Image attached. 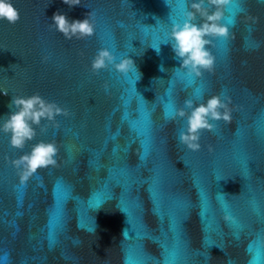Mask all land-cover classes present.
Wrapping results in <instances>:
<instances>
[{"label": "water", "instance_id": "95a60500", "mask_svg": "<svg viewBox=\"0 0 264 264\" xmlns=\"http://www.w3.org/2000/svg\"><path fill=\"white\" fill-rule=\"evenodd\" d=\"M189 2L11 0L19 19H0V122L12 96L39 94L68 115L33 125L23 148L0 131V264H264V2L231 0L229 37L208 46L214 68L195 78L173 70L161 43ZM56 11H91L94 35L66 39L50 27ZM103 47L139 73L93 72ZM222 93L231 121L202 130L199 151L180 144L186 118L166 111ZM41 141L55 142L57 166L18 187L9 161Z\"/></svg>", "mask_w": 264, "mask_h": 264}, {"label": "clouds", "instance_id": "9594fccd", "mask_svg": "<svg viewBox=\"0 0 264 264\" xmlns=\"http://www.w3.org/2000/svg\"><path fill=\"white\" fill-rule=\"evenodd\" d=\"M231 0H207V4L214 7L209 10L205 7L206 0H190L187 9L182 13V20L172 19L169 15L170 28L167 31V39L161 43L170 44L174 56L179 60V66L173 70L183 69L188 77H200L203 71H212L215 56L209 45L214 39L227 40L229 26L234 25L235 20H225L224 8ZM264 2V0H261ZM69 7L80 5V0H63ZM168 3V0H165ZM197 14L201 22L196 23ZM91 11L83 19H69L66 14L56 11L51 17L50 27L63 34L66 39H83L95 33V23ZM0 19L9 23H15L19 19V10L11 0H0ZM160 43V44H161ZM160 44L153 49L159 53ZM111 68L116 73L127 76L129 73H139L135 62L129 55H120L107 48L98 49L91 61L93 72ZM161 71H164L161 65ZM141 75V74H140ZM107 90V85H105ZM230 97L226 95H212L206 102L196 103L194 99H185L183 107H176L173 111L165 113L166 120L175 121L177 118H186V127L179 132V143L187 149L196 152L201 148L200 137L202 130L213 131V121H231ZM10 108L13 110L6 114V118L0 122V131L9 135V144L13 148H23L27 141L35 136L33 125H39L42 119L55 121L57 115H68V110L60 107L57 103L47 101L39 94L30 96H12ZM58 148L55 142H38L32 146L28 153H24L9 163L17 170L20 185H26L38 169L57 166L55 159ZM122 211V210H121ZM230 219V214H226ZM122 235L127 238V230ZM127 264V261H125ZM252 264V262H250Z\"/></svg>", "mask_w": 264, "mask_h": 264}, {"label": "snow or ice", "instance_id": "6c2138e0", "mask_svg": "<svg viewBox=\"0 0 264 264\" xmlns=\"http://www.w3.org/2000/svg\"><path fill=\"white\" fill-rule=\"evenodd\" d=\"M229 10L232 8V3L230 2L227 6H226ZM157 44L156 43H154L153 44V47H155ZM24 185H18V187H23Z\"/></svg>", "mask_w": 264, "mask_h": 264}]
</instances>
